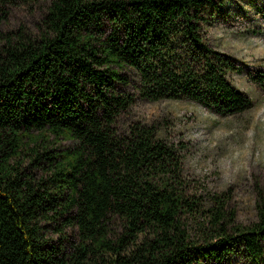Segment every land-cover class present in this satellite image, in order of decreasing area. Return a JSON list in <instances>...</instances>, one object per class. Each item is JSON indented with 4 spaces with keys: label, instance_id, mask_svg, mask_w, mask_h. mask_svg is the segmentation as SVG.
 <instances>
[{
    "label": "trees",
    "instance_id": "1",
    "mask_svg": "<svg viewBox=\"0 0 264 264\" xmlns=\"http://www.w3.org/2000/svg\"><path fill=\"white\" fill-rule=\"evenodd\" d=\"M43 1L36 33L0 41V264H261L264 191L243 226L221 195L194 193L185 143L116 126L136 96L253 107L204 33L220 1ZM53 224L76 239L53 242Z\"/></svg>",
    "mask_w": 264,
    "mask_h": 264
},
{
    "label": "rangeland",
    "instance_id": "2",
    "mask_svg": "<svg viewBox=\"0 0 264 264\" xmlns=\"http://www.w3.org/2000/svg\"><path fill=\"white\" fill-rule=\"evenodd\" d=\"M219 1L204 33L214 49L231 55L241 67L230 79L252 99L253 107L221 114L189 99L150 101L136 96L116 126L124 134L136 123L155 125L161 136L185 143V173L194 193L206 201L221 195L228 210L235 212L236 222L245 226L257 220L258 192L264 191V0ZM45 11L43 0H0V41L20 31L36 33ZM59 144L71 145L63 140ZM28 166L26 161L24 167ZM32 167L39 178L42 171ZM54 226L48 233L53 242L76 239L74 229L60 235ZM228 264L254 263L243 254Z\"/></svg>",
    "mask_w": 264,
    "mask_h": 264
},
{
    "label": "bare ground",
    "instance_id": "3",
    "mask_svg": "<svg viewBox=\"0 0 264 264\" xmlns=\"http://www.w3.org/2000/svg\"><path fill=\"white\" fill-rule=\"evenodd\" d=\"M263 33H264V30H263ZM263 35V34H262Z\"/></svg>",
    "mask_w": 264,
    "mask_h": 264
}]
</instances>
